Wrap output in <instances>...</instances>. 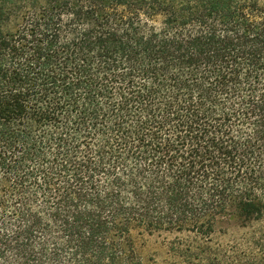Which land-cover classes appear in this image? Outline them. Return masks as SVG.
I'll use <instances>...</instances> for the list:
<instances>
[{
    "label": "trees",
    "instance_id": "obj_1",
    "mask_svg": "<svg viewBox=\"0 0 264 264\" xmlns=\"http://www.w3.org/2000/svg\"><path fill=\"white\" fill-rule=\"evenodd\" d=\"M254 223L261 0H0V264H264L215 243Z\"/></svg>",
    "mask_w": 264,
    "mask_h": 264
},
{
    "label": "rangeland",
    "instance_id": "obj_2",
    "mask_svg": "<svg viewBox=\"0 0 264 264\" xmlns=\"http://www.w3.org/2000/svg\"><path fill=\"white\" fill-rule=\"evenodd\" d=\"M261 2L264 4V0ZM262 234H264V223H254L244 228L231 224L228 229L215 236V243L224 246L230 253L250 254L256 251L252 241ZM190 237L188 234L169 233L146 236L141 239V253L146 258H153L156 264H169L174 260L171 258V253L175 252L171 249L172 242L178 239L186 243L191 240Z\"/></svg>",
    "mask_w": 264,
    "mask_h": 264
}]
</instances>
